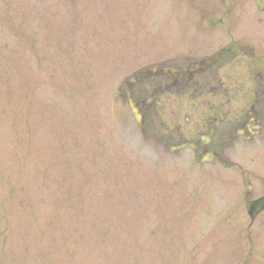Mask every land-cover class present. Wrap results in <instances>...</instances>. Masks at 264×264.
Here are the masks:
<instances>
[{"label": "rangeland", "instance_id": "rangeland-1", "mask_svg": "<svg viewBox=\"0 0 264 264\" xmlns=\"http://www.w3.org/2000/svg\"><path fill=\"white\" fill-rule=\"evenodd\" d=\"M201 1L0 0V264H264V211L244 208L264 147L229 150L233 166L163 152L118 98L134 70L228 32L264 48L255 0ZM207 10L230 29H200Z\"/></svg>", "mask_w": 264, "mask_h": 264}, {"label": "flooded vegetation", "instance_id": "flooded-vegetation-1", "mask_svg": "<svg viewBox=\"0 0 264 264\" xmlns=\"http://www.w3.org/2000/svg\"><path fill=\"white\" fill-rule=\"evenodd\" d=\"M201 2L204 8H214V3L235 6L238 0ZM208 12L199 17L200 29L206 30V25L230 29L234 17ZM227 34L229 39L210 53L173 54L127 83L119 99L128 105L129 97L137 107L142 140L171 154L190 149L197 161L208 150L227 158L234 147H264V66H260L264 48L243 34ZM213 53L218 54L217 61L198 65ZM252 193L251 186L246 199L255 198Z\"/></svg>", "mask_w": 264, "mask_h": 264}, {"label": "water", "instance_id": "water-1", "mask_svg": "<svg viewBox=\"0 0 264 264\" xmlns=\"http://www.w3.org/2000/svg\"><path fill=\"white\" fill-rule=\"evenodd\" d=\"M256 4L258 6L259 9H262V4H261V1L259 0H256ZM215 58H216V55H213V56H210L208 58H205L204 60H202L199 65H202V66H205V65H208L212 62L215 61ZM154 69V66L151 67V70ZM146 69H142L141 72L143 71H146ZM136 79L135 76H130V77H127L125 78L122 83L120 84L119 86V90H122L123 89V86H125L127 83H132L134 82ZM130 104V107H131V111H132V114L134 116V119L139 122V115L137 113V110L134 108V106L132 105L131 101L129 102ZM216 156V154L213 152V151H210L208 150L207 153L205 154L204 157H202L200 159V163H212L213 160H214V157ZM246 191H249V188L246 186L245 187ZM245 208H246V211L250 217V220L253 221L254 218L261 212L264 210V195H262L261 197L259 198H256V199H253V200H248L245 202Z\"/></svg>", "mask_w": 264, "mask_h": 264}]
</instances>
